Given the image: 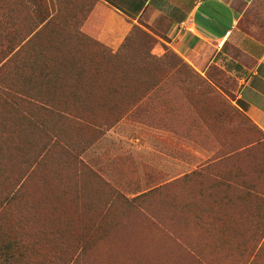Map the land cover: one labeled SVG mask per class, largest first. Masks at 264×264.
Returning a JSON list of instances; mask_svg holds the SVG:
<instances>
[{
    "label": "rangeland",
    "instance_id": "1",
    "mask_svg": "<svg viewBox=\"0 0 264 264\" xmlns=\"http://www.w3.org/2000/svg\"><path fill=\"white\" fill-rule=\"evenodd\" d=\"M84 3L0 0V264H264V198L236 184L264 190V133L236 72L200 79L170 51L163 66L138 55L111 69L79 30ZM146 69L182 76H130ZM156 81L187 96L193 127L118 107ZM176 128L214 151L185 174L161 170L189 161L186 147L163 161L142 149Z\"/></svg>",
    "mask_w": 264,
    "mask_h": 264
},
{
    "label": "crops",
    "instance_id": "2",
    "mask_svg": "<svg viewBox=\"0 0 264 264\" xmlns=\"http://www.w3.org/2000/svg\"><path fill=\"white\" fill-rule=\"evenodd\" d=\"M86 1L88 3L77 7V12L84 15L79 30L91 43L110 52L111 69L112 59L136 60L138 55H146L149 61L163 66V58L170 51L181 63L190 67L192 75L200 79L208 77L211 65L235 71L239 82L238 97L246 106L247 117L264 133V0ZM144 38L148 43L145 50L141 51ZM130 76L159 79L182 76V73L146 69ZM155 83L153 87L149 85V88L139 89V99L135 104L129 101L118 107L144 111L141 123L145 126L150 125L153 119L154 124L160 127H172L174 121L187 127L192 124L193 127L186 113L187 109L193 110L194 106L189 105L187 96L175 95L171 84L166 81ZM199 124L205 125L201 119ZM182 131L184 133H178V128L176 131L160 129L153 146L147 143V137L144 139L142 149L152 147L157 152L156 157L160 153L158 158L161 161L165 158L175 159L172 154L176 149L187 148L186 157L190 160L164 166L161 171L165 173H189L197 168L193 165L194 159L210 158L214 153L210 148H205L204 143L202 146L196 144L187 128ZM162 139L171 141V146L166 148L168 150L164 149L171 153L159 149L158 143ZM201 140L209 141L204 136ZM254 172L263 173L260 169ZM218 178L226 177L219 175ZM236 184L264 198V190L254 182Z\"/></svg>",
    "mask_w": 264,
    "mask_h": 264
}]
</instances>
